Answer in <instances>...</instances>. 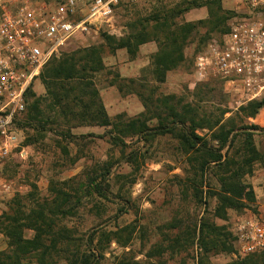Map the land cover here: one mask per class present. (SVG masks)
Returning a JSON list of instances; mask_svg holds the SVG:
<instances>
[{"label":"rangeland","instance_id":"374dc122","mask_svg":"<svg viewBox=\"0 0 264 264\" xmlns=\"http://www.w3.org/2000/svg\"><path fill=\"white\" fill-rule=\"evenodd\" d=\"M193 1L196 4L182 11ZM208 1L117 0L110 25L74 39L57 58L92 47L101 51L105 69L94 76L93 83L113 121L120 115L127 121L147 113L136 94L119 91L117 83L122 79L137 80L135 89L146 96H173L175 106L198 108V118L206 124L213 125L222 111L229 112L222 117L221 124L236 121L242 117L240 107L246 104L241 105L237 97L227 95L224 83L218 78L198 82L191 69L192 61L201 54L202 40L207 39L208 44L218 41L223 35L221 30L209 35L207 28L199 27L198 33L193 34L185 45L186 62L169 72L164 83H157L151 73L153 56L159 50L155 41L139 46L136 55L132 56L126 48L111 51L103 37L106 34L117 40L126 38L134 32V23L144 18L151 19L160 11L161 14L164 11H182L170 20L171 25L174 22L183 25L207 20L210 14L206 5ZM221 4L226 11L237 15L229 25L244 15L241 0H221ZM173 10L175 12H171ZM147 28L152 31V25ZM141 85L144 87L140 88ZM33 91L37 97L45 95L41 80L36 81ZM263 98L264 94L258 100ZM180 107L177 106L179 110ZM243 121L242 126L257 125L263 129L255 132L254 140L257 149L264 155V109L256 119ZM58 122L63 125L62 129L51 127L53 131L46 132L44 140L25 147L23 159L13 162L8 168L9 176L16 182V190L1 201L0 219L20 208L30 215L36 203H53L56 192L63 191L71 196L70 202L65 204L67 208L61 212L53 207L49 210V217L57 229L67 226L77 237H88L94 231L116 234L112 242L106 244L101 264L135 260H150L154 264H199L202 257L206 264H231L261 255L242 256L235 241L233 253L212 251L205 254L196 244L199 234L194 246L188 245L186 249L172 253L168 239L186 232L192 234L201 221L214 224L224 229L223 233H232L235 237L234 225L239 219L257 216L264 210V158L255 162L244 178L253 188L255 202L242 211L228 210L227 218L220 219L215 213L217 197L211 195L220 191L215 171L210 170L203 177L205 193L203 202H199L192 189L183 185L186 178L184 169H190V165L178 152V143L173 137H157L154 141L141 136L128 137L125 138V146L116 147L112 144L113 137L118 135L114 126H90L78 120L66 123L60 119ZM156 124V120L150 123L151 126ZM61 132L67 138L59 136ZM198 133L207 137L212 134L207 129ZM133 157H137V161L133 162ZM100 174H108L109 177L106 185L108 199L87 198L83 192L77 194L78 183L86 181L88 176ZM78 196L81 200H77ZM68 211L70 214L66 216ZM34 236V231H25L27 239ZM8 245V239L0 234V252L7 250ZM33 261L37 264L36 260Z\"/></svg>","mask_w":264,"mask_h":264},{"label":"trees","instance_id":"16d2710c","mask_svg":"<svg viewBox=\"0 0 264 264\" xmlns=\"http://www.w3.org/2000/svg\"><path fill=\"white\" fill-rule=\"evenodd\" d=\"M193 4H196V1L182 11L188 10ZM206 5L210 11L207 20L183 25H177L173 21L174 24L171 25L170 20L182 11L177 13L164 11L163 14L160 11L151 19L144 18L134 23V32L126 38L117 40L106 34L103 37L111 51L126 48L132 56L136 55L139 46L148 41H155L159 45V50L153 56L151 73L157 83H164L169 72L186 62L185 45L193 34L198 33V29L207 28L209 35L218 30H221L220 33L223 35L229 32L228 23L237 15L226 11L221 0H210ZM148 25H152V31H148ZM206 41L207 39L202 40L203 47L200 53L209 45ZM193 64L194 60L191 69ZM104 69L102 53L97 47L63 55L61 58H52L39 77L46 90L45 95L37 97L33 89L27 93V111L23 120L19 122V127L26 134L23 147L44 140L46 138L44 134L53 131L51 129L53 126L62 129L63 125L58 122L60 119L66 123L78 120L90 126H114L118 135L113 137L112 144L116 147L125 146V138L128 137L141 136L148 141L149 138L154 141L157 137L171 136L178 143V152L190 165V169H184L186 178L183 185L192 189L194 197L199 202H203L205 193L203 177L210 170L215 171L220 191L210 194L217 197L216 217L225 219L228 210L242 211L250 203L255 202L253 188L244 181V178L251 172L252 165L264 158L254 140L255 132H261L263 129L257 125L242 126V123L244 119H256L264 109V98L241 106L239 110L242 117H238L236 121L221 124L222 117L229 112L222 111L220 118L210 125L198 118L200 116L198 108L193 110L190 105L187 108L180 107V104L175 106L173 96L160 98H154V95L146 96L135 89L137 80L122 79L123 82L117 83L119 91L136 94L143 102L148 117L141 114L137 118L125 121L123 115H120L116 118L117 121H113L100 98L99 90L93 83L94 76ZM155 120L157 124L151 126L150 123ZM238 124L241 126H237ZM215 128L217 131H214ZM206 129L212 133L209 137L198 133L199 130ZM59 136L67 138L62 132ZM135 161L137 157H133V162ZM107 176L108 174L88 176L86 181L78 183L77 194L83 192L87 198L108 199ZM80 198L78 196L77 200ZM70 200L68 192H56L53 203H36L30 215H26L20 208L1 218L0 234L8 239L9 245L7 250L0 252V264H33V260H36L37 264H101L106 244L111 243L112 237L116 234L105 232L99 234L94 231L88 237L86 235L77 237L67 226L57 229L53 219L49 217L51 214L49 210L53 207L61 212L67 208L65 204ZM68 214L69 211L66 216ZM27 230L35 232L33 239L25 237ZM223 231L225 230L214 224L201 221L200 224H196L192 234L186 232L179 237L169 238L168 247L174 253L182 248L186 249L188 245L194 246L196 236L199 234L196 244L205 254L212 251L233 253L235 237L232 233L227 234ZM115 240L120 243L118 239ZM256 254L261 255L231 264H264V251ZM148 257L152 258L150 255ZM120 264L154 263L150 260H135L121 261ZM199 264H206L203 257L200 258Z\"/></svg>","mask_w":264,"mask_h":264},{"label":"built area","instance_id":"2783aa9c","mask_svg":"<svg viewBox=\"0 0 264 264\" xmlns=\"http://www.w3.org/2000/svg\"><path fill=\"white\" fill-rule=\"evenodd\" d=\"M115 3L0 0V204L16 190L8 168L25 154L19 122L27 111L28 91L69 43L111 24ZM241 4L244 15L195 58L192 71L198 82L221 79L225 93L243 105L264 94V0H241ZM234 226L239 254L264 251V210Z\"/></svg>","mask_w":264,"mask_h":264}]
</instances>
